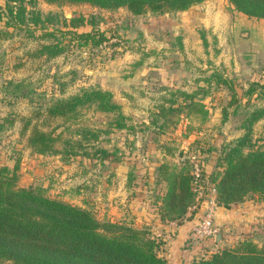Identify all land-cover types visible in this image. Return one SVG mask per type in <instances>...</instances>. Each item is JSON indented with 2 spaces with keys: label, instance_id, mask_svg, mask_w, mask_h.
<instances>
[{
  "label": "rangeland",
  "instance_id": "rangeland-1",
  "mask_svg": "<svg viewBox=\"0 0 264 264\" xmlns=\"http://www.w3.org/2000/svg\"><path fill=\"white\" fill-rule=\"evenodd\" d=\"M77 17L84 23L72 27L69 20ZM92 32L94 40L75 36ZM46 45L55 47L43 50ZM255 83V92L244 94ZM259 85L264 87V22L227 0L140 15L89 3L0 0V167H15L17 186L39 187L99 221L145 228L162 242L161 256L164 243L154 219L166 187L157 168H184L190 177L198 169L200 186H192L185 217L193 215L199 193L214 188L235 140L249 129L251 149L264 148V116L250 121L264 106ZM93 89L109 92L121 117L94 106L81 108L73 121L48 114L55 101ZM34 128L59 134V150L63 140L90 130L97 135L92 144L113 155L98 160L35 153L28 144ZM248 200L264 212V193ZM141 209L152 222L137 221ZM260 218L252 237L258 246L264 245V213ZM220 233L222 242L211 243L209 252L242 238L236 229Z\"/></svg>",
  "mask_w": 264,
  "mask_h": 264
},
{
  "label": "trees",
  "instance_id": "trees-1",
  "mask_svg": "<svg viewBox=\"0 0 264 264\" xmlns=\"http://www.w3.org/2000/svg\"><path fill=\"white\" fill-rule=\"evenodd\" d=\"M45 1L89 3L105 9L125 7L133 15H140L146 12L162 14L184 11L205 0ZM227 1L236 11L264 22V0ZM84 20V17H77L69 21L72 27H78ZM95 33L75 36L88 41L94 40ZM54 47L46 45L43 50L50 51ZM57 52H49L48 56ZM218 78L228 83L224 78ZM256 86V83L250 85L244 94L254 93ZM259 87L264 98V87ZM231 98L235 99L234 92ZM189 105L198 106L194 102ZM90 106L105 113H117L121 117L111 94L94 89L57 100L48 107L47 112L51 116L73 121L79 116L81 108ZM250 116L251 122L264 116V106ZM117 124L122 126L119 121ZM247 130L224 153L225 166L214 185L217 205L225 208L251 199L255 193H264V148L251 149ZM78 136L63 140V147L59 150L56 148L59 134L34 128L28 135V144L35 153L61 154L67 158L80 153L98 160H109L113 155L92 144L97 140L96 133L87 130L78 133ZM88 147L93 149L91 154L86 151ZM14 170L15 167L13 170L0 167V264H169L159 254L162 242L156 241L145 228L122 222L99 221L83 208L46 196L39 187H19ZM157 170L161 172L160 180L166 187L157 207L159 219L162 222L181 223L194 201L193 176L190 177L184 168H172L167 172L165 164ZM206 249L203 246V250ZM186 264H264V245L258 246L252 241V235L245 234L230 247L198 256Z\"/></svg>",
  "mask_w": 264,
  "mask_h": 264
},
{
  "label": "crops",
  "instance_id": "crops-1",
  "mask_svg": "<svg viewBox=\"0 0 264 264\" xmlns=\"http://www.w3.org/2000/svg\"><path fill=\"white\" fill-rule=\"evenodd\" d=\"M141 212L135 213L137 221L149 220L152 222L153 217L148 215L143 209ZM200 204L198 203L195 213L184 219L181 223H165L160 221L159 217L154 219V232L162 237L163 247L161 249L162 256L169 264H186L194 258H198L203 251V245L190 237L191 227L197 222L200 215ZM135 211H132L133 214ZM263 209L259 208L253 200L244 201L225 208L217 205L213 222L219 230V241H215V247L222 242L223 235L220 230L228 232L236 229L239 236L250 234L252 237L257 233L256 222L263 217ZM216 235V236H217ZM209 244V243H208Z\"/></svg>",
  "mask_w": 264,
  "mask_h": 264
},
{
  "label": "built area",
  "instance_id": "built-area-1",
  "mask_svg": "<svg viewBox=\"0 0 264 264\" xmlns=\"http://www.w3.org/2000/svg\"><path fill=\"white\" fill-rule=\"evenodd\" d=\"M199 180H200L199 171L198 169H195V172L193 174V182L195 186H200L198 184ZM213 191L214 188H212L211 191L208 189L205 192V195L202 192L199 193L200 215L197 219V222L190 229L191 230L190 237L193 240L198 241L200 244L202 245L204 244L203 246L207 247L206 250H203L201 252L200 256L209 253L210 251L209 249L212 248L211 243L215 241V237L218 234V229L213 222V218L217 206L215 197L213 196L214 195Z\"/></svg>",
  "mask_w": 264,
  "mask_h": 264
},
{
  "label": "water",
  "instance_id": "water-1",
  "mask_svg": "<svg viewBox=\"0 0 264 264\" xmlns=\"http://www.w3.org/2000/svg\"><path fill=\"white\" fill-rule=\"evenodd\" d=\"M219 238H220V235H217V236L215 237V241H219Z\"/></svg>",
  "mask_w": 264,
  "mask_h": 264
}]
</instances>
